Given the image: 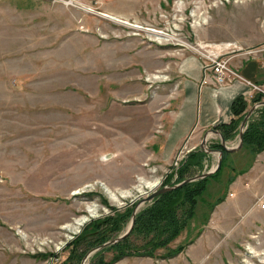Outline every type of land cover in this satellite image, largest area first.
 <instances>
[{
	"label": "rangeland",
	"instance_id": "rangeland-1",
	"mask_svg": "<svg viewBox=\"0 0 264 264\" xmlns=\"http://www.w3.org/2000/svg\"><path fill=\"white\" fill-rule=\"evenodd\" d=\"M263 44L264 0H0V264H264L263 176L235 207L246 115L182 174L186 148L168 160L154 146L177 55L200 49L208 83L210 57L239 73V46ZM165 198L169 215L155 209Z\"/></svg>",
	"mask_w": 264,
	"mask_h": 264
},
{
	"label": "crops",
	"instance_id": "crops-1",
	"mask_svg": "<svg viewBox=\"0 0 264 264\" xmlns=\"http://www.w3.org/2000/svg\"><path fill=\"white\" fill-rule=\"evenodd\" d=\"M239 48L242 49L234 56L232 65L245 78L264 85V56H250L247 51L243 50V47L239 46ZM197 49H187V52H183L179 57L177 55L174 60L176 67L172 69L174 80L171 81V88L168 86L170 82L162 83L161 88L170 92L169 99L159 110L155 111V117L159 115V119L155 126L157 131L154 146L162 159L173 160L177 151L186 148L184 155L187 160L188 152L198 149L204 139L210 144L217 139L219 143L222 135L234 132L230 124L239 114L234 113L232 103L239 96L247 102V113L255 107L245 127L255 119H258V122L264 120V99L256 100L259 94L253 93L254 91H251L250 87L243 82L245 81L243 78H239L237 82L219 85L216 84L213 74H210V82L204 83L205 56L201 55L200 49L197 52ZM173 53L177 54L175 51ZM158 57L164 58L163 53H160ZM262 98L259 97V99ZM229 141L232 139L226 140L227 143H230ZM248 150L244 147L231 155L234 156L236 169L239 171L235 179V196L238 203L235 207L238 213L241 209L239 188L243 191L253 189V185L250 186L248 182H255L262 176L264 177V148L257 153H249ZM262 191H264V186ZM253 193L254 190L251 193L252 197ZM246 208L249 210L263 209L259 204H254L253 200L246 203ZM247 209L246 211H249Z\"/></svg>",
	"mask_w": 264,
	"mask_h": 264
},
{
	"label": "trees",
	"instance_id": "trees-1",
	"mask_svg": "<svg viewBox=\"0 0 264 264\" xmlns=\"http://www.w3.org/2000/svg\"><path fill=\"white\" fill-rule=\"evenodd\" d=\"M232 109H233L235 114H239V118L240 117L243 118L247 113V111H246L247 102L245 101V99L243 97L239 96V97L235 98V100L233 101ZM236 124H237V120H233L230 126L232 127ZM250 138H252L251 140H254L253 143L251 142ZM244 143L247 145L252 144L251 145L252 147H248V148L253 153H256V152H258L264 148V120H261V121L256 122V123H249L248 127L246 128V130L244 132ZM213 147H216V148L219 147L220 148L221 146L213 145ZM191 156H192L191 157L192 159H199V154L196 152L194 153V151H191ZM199 162H200V160H199ZM199 162H195V160L189 161V159H187L184 161L183 167L179 169V172L181 174L184 173V171L186 170V167H188V164L189 165L193 164L194 166H199ZM185 185L188 186L189 184L188 183L183 184V185L179 186L178 188H175L172 191H168V193L181 190L184 188ZM168 193H166V194H168ZM183 199H185L184 195H182L181 200H183ZM159 200H161V199L159 198ZM166 200H167V198H165V200H164L165 204L163 207L157 206L155 208L157 210V213H159L161 215H169V214L173 213V206L170 205V199L168 200L167 203H166ZM147 213H148V211L145 210L143 212H140V214L137 217L139 218V216H141L142 214H147ZM157 213H156V215H158ZM164 232H165V230H164ZM149 244H151V243H147L146 245H149ZM178 251L180 252L181 250L178 249ZM152 256H155V255L153 254Z\"/></svg>",
	"mask_w": 264,
	"mask_h": 264
},
{
	"label": "built area",
	"instance_id": "built-area-1",
	"mask_svg": "<svg viewBox=\"0 0 264 264\" xmlns=\"http://www.w3.org/2000/svg\"><path fill=\"white\" fill-rule=\"evenodd\" d=\"M258 50L261 51L262 56H264V44L261 47H259L258 49L256 47L253 51L257 53ZM222 57H223V55H219V56L217 55L214 58L210 57V58H212V62H213L210 69L213 70V73H209V75L213 74L215 82L216 83L223 82L225 80V78H228L227 76H230V75H234V76L238 75L237 77L241 78V74H239L234 69H232L231 66L227 64L226 59H223ZM208 65H209V63L207 64V62L205 61L204 62V68H205V66L207 67ZM207 76H208V73L206 71L204 73V80L207 79ZM244 80L247 81L249 84L253 85L255 88H258V90H263L261 88L263 86L259 85L260 83H257V82L253 83L252 81L247 80V79H244ZM261 206H264V203H262Z\"/></svg>",
	"mask_w": 264,
	"mask_h": 264
},
{
	"label": "water",
	"instance_id": "water-1",
	"mask_svg": "<svg viewBox=\"0 0 264 264\" xmlns=\"http://www.w3.org/2000/svg\"><path fill=\"white\" fill-rule=\"evenodd\" d=\"M254 108L255 107H252L249 111H248V113L246 114V116L244 117V119H243V122H242V129H241V132H240V144H242V141H243V132H244V127H245V125H246V122H247V120L249 119V117H250V115L252 114V112L254 111ZM223 143V142H222ZM224 146H225V144H224ZM227 149H229V148H227ZM236 149V148H235ZM211 150H214V149H211ZM229 150H234V148H230ZM219 153H220V156L222 155V151L221 150H219ZM220 162H221V158H220ZM212 171H210V172H208V173H206V174H204V175H207V174H210ZM204 175H198V176H195V177H192V178H188V179H186L185 181H183L182 183H184V182H189V181H191V180H194V179H197V178H200V177H202V176H204ZM182 183H180V184H182ZM179 184V185H180ZM179 185H175V186H173L172 188H174V187H178ZM171 188V189H172ZM169 188H161V189H159V191H156V192H154V193H152L151 195H148L144 200H146V199H150V198H152V197H154L155 196V194L156 193H163L164 191H166V190H168ZM140 203L141 202H139L137 205H136V208L138 209V207H139V205H140ZM136 211V210H135ZM135 212L133 213V217H132V220H131V223H130V226H129V228L123 233V234H121L120 236H118V237H116V238H114V239H112V240H110V241H108V242H106L105 244H103V245H100L99 247H103V246H105V245H107V244H111V243H115V242H117V241H119V240H121V239H123L129 232H130V230L132 229V227H133V225H134V222H135ZM99 247H97V248H99ZM84 263V262H83ZM82 263V264H83Z\"/></svg>",
	"mask_w": 264,
	"mask_h": 264
},
{
	"label": "bare ground",
	"instance_id": "bare-ground-1",
	"mask_svg": "<svg viewBox=\"0 0 264 264\" xmlns=\"http://www.w3.org/2000/svg\"><path fill=\"white\" fill-rule=\"evenodd\" d=\"M66 2V1H65ZM109 17H111L113 20H116V21H118V22H121V23H126L127 21H123V20H118L117 18H121V17H117V16H114V15H111V14H109L108 15ZM127 23H129V22H127ZM138 26V25H137ZM152 30V29H151ZM157 31V33L159 34V35H161V34H164L162 31H160V30H155L154 32H156ZM159 73V72H158ZM157 73V74H158ZM159 75H155V77H158ZM241 78H243V79H247V78H245L243 75H241ZM153 81V80H152ZM139 180L141 181V182H144L145 183V185L146 186H148V187H150V188H154L155 186H157L158 185V183H154V182H151V181H148V180H146L145 179V177H140L139 178ZM156 182H158V181H156ZM142 184V183H141ZM107 187V186H106ZM109 187H107V191L111 194V197L112 198H117V196H116V192L114 191V189H112V188H109Z\"/></svg>",
	"mask_w": 264,
	"mask_h": 264
}]
</instances>
